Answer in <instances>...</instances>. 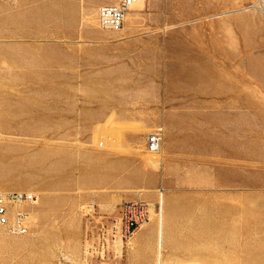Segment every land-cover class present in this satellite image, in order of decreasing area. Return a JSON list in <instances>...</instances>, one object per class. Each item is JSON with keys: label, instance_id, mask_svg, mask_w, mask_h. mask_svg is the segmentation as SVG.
Wrapping results in <instances>:
<instances>
[{"label": "rangeland", "instance_id": "374dc122", "mask_svg": "<svg viewBox=\"0 0 264 264\" xmlns=\"http://www.w3.org/2000/svg\"><path fill=\"white\" fill-rule=\"evenodd\" d=\"M88 1L118 0H0V193L37 197L26 207V235L0 228V264H139L153 249L154 264H264V15L241 12L256 0H146L127 16L123 28L181 32L156 71L165 82L159 92H178L181 120L212 126L214 141L182 149L181 163L167 165L162 149L148 156L144 140L129 155L110 134L97 142L108 154L106 179L68 132L75 102L67 93L77 91L72 73L80 70L71 52L69 86L67 32L93 28ZM137 190L149 192L139 199L155 213L162 192L164 235L179 242L159 251L155 222L154 241L112 243L121 205ZM185 237L197 239L196 258L180 244Z\"/></svg>", "mask_w": 264, "mask_h": 264}, {"label": "crops", "instance_id": "0c3cea01", "mask_svg": "<svg viewBox=\"0 0 264 264\" xmlns=\"http://www.w3.org/2000/svg\"><path fill=\"white\" fill-rule=\"evenodd\" d=\"M88 2L96 10L107 5L102 2ZM113 4L116 2L108 5ZM49 6L52 8L51 4ZM73 7L76 10L75 4ZM92 26L93 28L76 27L67 32L69 86L71 52L74 54L73 69L80 70L72 73L73 87L78 88L73 93H67V99L75 102L73 110H68L67 118L68 132L72 131L73 139L70 145L75 149L92 150L89 155L94 159L95 173L99 178L102 175L104 179L107 177L108 154L99 150L102 146L97 142L106 139L110 134L114 136L113 139L108 138L114 148L125 150L126 154L131 155L129 151L137 144H143L144 140L146 144L145 137L157 129L162 135L163 164L167 165L181 163L178 159L184 155L182 149L189 148L193 152L195 147L201 146L204 141H214V137L208 135V129L212 126L203 125L202 122L188 125L181 120L179 115L181 109L178 106L181 100L178 92L174 95L159 92V87L162 88L165 82L161 77L155 76L156 71L162 70V62L166 60L164 51L172 43L169 38L182 36L180 31L172 30L159 36L155 34L156 32L148 30L122 27L117 32H110L98 28L94 23ZM156 47L159 49L158 53L148 51ZM158 74L160 76L162 72ZM172 102L177 104L174 105ZM89 106L91 108H88ZM68 138L71 137L68 135ZM147 164L154 170L158 166L156 161L150 159ZM134 193L135 196L139 193V197L142 198L149 192L137 190ZM156 193L159 203L157 213L149 202L148 221L127 246L130 244L137 246L145 239L154 241V236L150 235L155 232V222L159 251L164 244L178 241V238L164 235L163 196L161 191ZM150 198L152 199L148 196L145 199ZM182 241L180 244L187 246L189 259L196 258L192 256L201 253L200 249L194 247L199 244L196 238L185 237ZM120 251L116 249V253ZM152 252L148 259L140 261L139 264H154L156 251L153 249Z\"/></svg>", "mask_w": 264, "mask_h": 264}, {"label": "built area", "instance_id": "2783aa9c", "mask_svg": "<svg viewBox=\"0 0 264 264\" xmlns=\"http://www.w3.org/2000/svg\"><path fill=\"white\" fill-rule=\"evenodd\" d=\"M145 0H118L114 5H103L96 10L97 27L117 32L123 27L125 16L138 2ZM161 137L159 133L150 134L146 138V151L157 153L160 149ZM37 197L32 193L9 192L0 193V228L10 236H24L30 226V215L26 207H34ZM118 235L121 241L127 242L148 221L149 205L143 200L135 198L121 205ZM103 230V229H102ZM104 232H106L104 230ZM104 232L98 235L99 258L105 255L107 245ZM113 232V233H112ZM111 233L115 234L116 229ZM110 239H113L111 236Z\"/></svg>", "mask_w": 264, "mask_h": 264}, {"label": "bare ground", "instance_id": "6f19581e", "mask_svg": "<svg viewBox=\"0 0 264 264\" xmlns=\"http://www.w3.org/2000/svg\"><path fill=\"white\" fill-rule=\"evenodd\" d=\"M146 1V0H145ZM145 1H140V2H138V3H136L131 9H130V13L132 12V11H135V9L136 8H138V7H140V5H143L144 3H145ZM256 4H257V6H251V7H249V8H244V9H242V11L241 12H243V13H247L249 10H252V11H258V12H260V14H262V15H264V0H256ZM239 12V11H238ZM130 13H128L126 16H125V18H124V22H125V19L127 18V16L130 14ZM239 14V13H238ZM94 24L97 26V24H96V12H95V15H94ZM160 150H161V147H160V149H159V151L157 152V153H154V154H150V153H148L147 151V153H148V155H152V156H156L157 154H159V152H160ZM136 198H140L139 197V193H137L136 194ZM37 205V204H36ZM159 221V220H158ZM120 224V223H119ZM119 224L117 225V226H115L114 227V229H116V233H115V235L113 236V238L115 239L114 241H112V243L114 244V245H116V243H117V238H118V242H119V244L122 246V244H123V242L120 240V237H118V230H119ZM117 236V237H116ZM129 243V240L127 241V244Z\"/></svg>", "mask_w": 264, "mask_h": 264}]
</instances>
